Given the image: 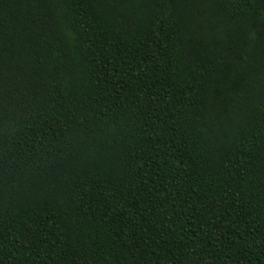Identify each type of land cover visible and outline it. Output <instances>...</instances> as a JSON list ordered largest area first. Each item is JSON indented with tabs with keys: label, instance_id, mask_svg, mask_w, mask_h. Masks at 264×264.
<instances>
[{
	"label": "trees",
	"instance_id": "trees-1",
	"mask_svg": "<svg viewBox=\"0 0 264 264\" xmlns=\"http://www.w3.org/2000/svg\"><path fill=\"white\" fill-rule=\"evenodd\" d=\"M0 264H264V0H0Z\"/></svg>",
	"mask_w": 264,
	"mask_h": 264
}]
</instances>
